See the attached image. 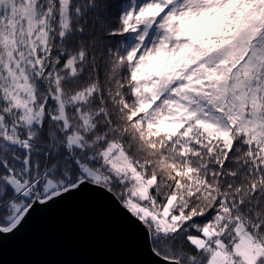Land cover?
Masks as SVG:
<instances>
[{
	"label": "snow or ice",
	"instance_id": "snow-or-ice-1",
	"mask_svg": "<svg viewBox=\"0 0 264 264\" xmlns=\"http://www.w3.org/2000/svg\"><path fill=\"white\" fill-rule=\"evenodd\" d=\"M85 195L134 264H264V0H0V237Z\"/></svg>",
	"mask_w": 264,
	"mask_h": 264
},
{
	"label": "water",
	"instance_id": "water-1",
	"mask_svg": "<svg viewBox=\"0 0 264 264\" xmlns=\"http://www.w3.org/2000/svg\"><path fill=\"white\" fill-rule=\"evenodd\" d=\"M138 234L105 202L77 196L34 214L0 237V264H134L147 260Z\"/></svg>",
	"mask_w": 264,
	"mask_h": 264
}]
</instances>
